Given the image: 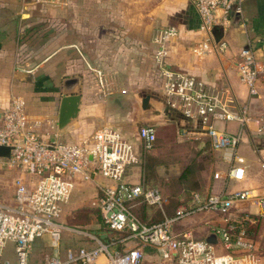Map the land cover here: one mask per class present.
I'll list each match as a JSON object with an SVG mask.
<instances>
[{
    "label": "crops",
    "instance_id": "0c3cea01",
    "mask_svg": "<svg viewBox=\"0 0 264 264\" xmlns=\"http://www.w3.org/2000/svg\"><path fill=\"white\" fill-rule=\"evenodd\" d=\"M167 26L178 31L167 42L169 67L230 95L236 106L248 107L251 120L234 149L212 148L198 120L167 105L153 57L154 32ZM216 29L209 32L202 28L191 0H0V117L13 97H21L28 120L45 140L56 133L61 141L81 143L103 126L119 130L141 154V161L128 166L123 175V181L130 183L145 185L148 155L158 159L159 149L165 151L176 142L182 148L189 145L210 155L207 167L197 172L202 195L244 189L264 195V0H243L239 12L233 9ZM205 41L210 51L197 53V46ZM245 48L253 52L258 71V95L253 97L241 83L236 67L238 52ZM65 92L78 93L80 104L77 117L60 133L57 116ZM212 124L232 134L241 129L236 121ZM143 126H153L156 131L171 129L174 142L168 144L156 135L158 149L144 153L138 137ZM235 154L243 160L241 180L228 177ZM163 164L168 163L155 164L156 175H180L179 167L185 162L172 161L167 168ZM17 177L28 187L35 183L34 177L0 164L3 185L14 184ZM90 184L97 187V198L103 186L114 182L98 173L89 179L77 176L72 192ZM245 214L255 220L244 225L258 264H264V214L253 198L237 203L226 214H192L175 223L173 231L190 230L193 237L215 243L222 252L213 228L237 223ZM64 238L74 248L96 245L92 239L90 243L76 236ZM145 252L144 263L156 264L154 250L146 247ZM55 253L64 254L57 248Z\"/></svg>",
    "mask_w": 264,
    "mask_h": 264
},
{
    "label": "built area",
    "instance_id": "2783aa9c",
    "mask_svg": "<svg viewBox=\"0 0 264 264\" xmlns=\"http://www.w3.org/2000/svg\"><path fill=\"white\" fill-rule=\"evenodd\" d=\"M242 1L191 0L202 28L209 32L217 28L222 19L226 20L233 9L239 12ZM177 33L175 26H167L157 28L153 35V57L167 105L186 118L198 120L212 148L234 149L243 127L251 120L248 107L236 106L230 95L211 90L195 76L169 67L167 42ZM196 49L203 54L210 51V46L205 41ZM237 56L240 81L249 96H257L258 71L254 54L245 48ZM213 121H236L241 129L238 133H228L214 127ZM138 137L144 153L154 148L156 130L153 126L141 127ZM0 146L10 148L9 157H0L1 166L35 178L34 185L28 187L17 177L13 201H0V264H12L4 257L8 244L12 246L15 264H30L34 242L45 235L50 247L58 248L63 228L59 222L62 206L71 195L74 179L77 176L89 179L95 173L114 182L103 186L95 200L114 237L103 241L90 236L96 244L94 247H68L63 256L55 253L40 264H145L146 247L154 250L156 264L259 263L254 245L246 235L245 222H255L248 214L237 223L228 222L223 227L213 228L220 238L222 252L215 243L193 237L190 230L175 233L173 225L201 211L226 214L237 203L252 198L264 214L263 194L254 195L248 189L207 195L194 193L190 204H181L173 216L146 225L133 211L136 200L142 199L160 208L166 200L158 188L123 181L126 168L141 161L134 144L119 130L108 126L98 128L81 143L61 141L56 133L45 140L28 120L21 97H13L1 114ZM242 162L240 156H233L228 177L242 179ZM118 245L123 247L116 249Z\"/></svg>",
    "mask_w": 264,
    "mask_h": 264
},
{
    "label": "rangeland",
    "instance_id": "374dc122",
    "mask_svg": "<svg viewBox=\"0 0 264 264\" xmlns=\"http://www.w3.org/2000/svg\"><path fill=\"white\" fill-rule=\"evenodd\" d=\"M175 136H178L180 132L176 130ZM157 138L159 137L168 140V144H172L174 139L172 137V131L168 128L157 129L156 131ZM157 144V142H156ZM175 145V146H174ZM189 145L185 149H183L178 142L171 145L170 149L172 151L176 150V154L184 152L182 158L178 160H173L177 163L185 162L188 160L189 157ZM170 156V155H169ZM166 157V156H165ZM162 158V157H161ZM167 158V157H166ZM166 161V160H165ZM170 159L165 162L168 164H163L166 168L168 167L169 163H171ZM184 166L179 167V172L181 173ZM168 171H166V174ZM157 178L160 179H169V178H176L179 175H156ZM4 184V183H3ZM0 181V201L11 203L13 201V196L15 193V183L12 184L11 182L5 183L3 185ZM74 192V193H73ZM71 193L70 199L67 203H65L62 207L61 216L59 219L60 224L63 226L61 229V236L58 244L57 251L59 253H64L65 250L69 248H74L70 245V242H65L64 236L67 238H72L74 236L78 237V240L84 238L85 241L91 243L90 236H94L100 240H107L110 237H114V233L110 232L104 223L100 210L96 205L95 199L97 195V187L90 184V185H82L76 191L73 190ZM182 199L188 198L187 191L181 190L180 191ZM166 203L168 202L165 198ZM165 203V204H166ZM178 223V222H177ZM45 243V244H43ZM131 243H128L130 246ZM123 247V246H122ZM121 246H117L116 249L122 248ZM54 254V248L50 247L49 239L45 235L40 239H37L35 245H33L31 254H30V264H40L41 262L45 261L47 258L51 257ZM4 257L10 259L12 264H15V257L14 253L12 252L11 244L7 246L4 251Z\"/></svg>",
    "mask_w": 264,
    "mask_h": 264
},
{
    "label": "trees",
    "instance_id": "16d2710c",
    "mask_svg": "<svg viewBox=\"0 0 264 264\" xmlns=\"http://www.w3.org/2000/svg\"><path fill=\"white\" fill-rule=\"evenodd\" d=\"M157 142V139H156ZM155 146L153 149L157 147ZM187 146H184L185 149ZM158 149V147H157ZM207 150V148H206ZM183 157L184 152L176 154V150L171 151V149L161 150L159 149V158L148 155L146 158L144 173H145V186L158 188L161 195L167 199V203L163 204L162 207L156 205H151L144 202L142 199L136 200V205L133 207L135 214L141 219L146 225H151L154 223L161 222L164 217H171L174 215L175 210L181 204H189L191 202V197L194 193H201V187L199 186L200 180L198 178L197 172L203 170L207 167L210 161V155L206 151L205 153H200L193 148L189 147V157L185 161L184 168L182 169L180 175L176 178L160 179L157 178L154 166L157 163H165L167 161L163 160L170 158V161L178 160ZM170 155V156H169ZM180 155V158H178ZM166 156V157H165ZM162 157V158H161ZM184 190L188 193L187 199H182L180 191ZM250 232L247 230L246 235L249 237ZM249 235V236H248Z\"/></svg>",
    "mask_w": 264,
    "mask_h": 264
},
{
    "label": "water",
    "instance_id": "95a60500",
    "mask_svg": "<svg viewBox=\"0 0 264 264\" xmlns=\"http://www.w3.org/2000/svg\"><path fill=\"white\" fill-rule=\"evenodd\" d=\"M217 30L216 28L213 29ZM80 104V95L76 92L65 94L60 99L59 111L57 116V130L58 132H64L65 126L77 117ZM10 148L6 146H0V157H9ZM164 168L163 166L161 167Z\"/></svg>",
    "mask_w": 264,
    "mask_h": 264
}]
</instances>
